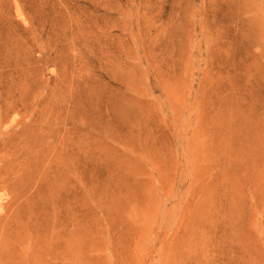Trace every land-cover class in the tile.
<instances>
[{
  "label": "rangeland",
  "instance_id": "obj_1",
  "mask_svg": "<svg viewBox=\"0 0 264 264\" xmlns=\"http://www.w3.org/2000/svg\"><path fill=\"white\" fill-rule=\"evenodd\" d=\"M0 196L11 264H264V0H0Z\"/></svg>",
  "mask_w": 264,
  "mask_h": 264
},
{
  "label": "bare ground",
  "instance_id": "obj_2",
  "mask_svg": "<svg viewBox=\"0 0 264 264\" xmlns=\"http://www.w3.org/2000/svg\"><path fill=\"white\" fill-rule=\"evenodd\" d=\"M24 187H22V189H23ZM24 195V193L21 191V195ZM5 199L4 198H2L1 196H0V212H2L4 209H5V202L6 201H4ZM7 203V202H6ZM8 206H9V204H8ZM7 208V207H6ZM23 210L24 209H21L20 211L21 212H19L17 209H16V212L18 211L19 212V214H21V216L22 217H19V216H17V214H18V212L17 213H15L14 214V216L12 215V217L9 219V223L7 222L6 224H5V226H4V228H3V231H2V238H1V240H0V247H1V249H2V252L3 251H6L5 249H7L8 251H9V253H11V256H9L10 254H8V256H4V253L2 254L4 257H3V259L4 260H6L7 259V263L8 264H11V259H13L14 257H16V256H19V254L20 253H22V252H20V253H18V250H17V245L19 244V242H21V240H22V234H23V230L22 229H26L27 228V230H25L26 232H30L31 231V227H32V221H29V219L28 218H26L25 217V215H24V213H23ZM69 214V213H68ZM72 215V214H71ZM67 218V217H66ZM65 218V219H66ZM76 218V217H75ZM1 219V218H0ZM3 219V218H2ZM72 219V218H71ZM80 219V218H79ZM34 220V219H33ZM62 221V220H61ZM65 221V220H64ZM77 221V220H76ZM68 222V221H67ZM67 222H66V224H67ZM45 223V222H44ZM72 223V222H71ZM77 223V222H76ZM81 223V222H80ZM65 224V223H64ZM78 225H80L79 223H77ZM76 224V225H77ZM43 225V224H42ZM73 225V224H72ZM45 226V225H44ZM69 226V225H68ZM79 227L80 226H78V228L77 227H75V228H77V230L79 229ZM73 229V228H72ZM41 230V229H40ZM74 230V229H73ZM73 230H72V232H73ZM43 231V230H42ZM66 231V230H65ZM70 231V230H69ZM37 232V231H36ZM76 232V231H75ZM74 232V234H76ZM10 233H14V235H13V239H12V234H10ZM45 233V232H44ZM23 235H25V234H23ZM77 235H78V233H77ZM76 235V236H77ZM79 235H81L80 233H79ZM71 236V235H70ZM70 236H68V237H70ZM72 236H75V235H72ZM71 236V237H72ZM82 236V235H81ZM77 238H78V236H77ZM80 238V237H79ZM73 239V238H72ZM72 239H70V240H68L67 239V241H65L64 243H65V248L64 249H66V251H67V254H66V256H63V254L62 255H60V256H56V254H48L50 257H49V259H51V262L53 261L55 264L57 263L58 264V261H60L62 264H78V258H77V256L80 254V249L82 248L81 246L82 245H80V246H77L74 242H73V240L75 239V237H74V239L72 240ZM81 239H82V237H81ZM15 240V241H14ZM79 240V239H78ZM10 241H12L11 242V244H13L12 246H10ZM49 241V240H48ZM64 241V240H63ZM75 241H77V239H75ZM82 241V240H81ZM9 243V244H8ZM23 243V242H22ZM61 243H63V242H61ZM79 243H80V240H79ZM24 244V243H23ZM22 244V245H23ZM25 245V244H24ZM34 248V247H33ZM32 248V249H33ZM24 249H25V247H24ZM31 249V250H32ZM41 249H43V248H41ZM60 249H62V248H60ZM27 250V249H26ZM39 249H37V251H38ZM22 251V250H21ZM41 251V250H40ZM58 251V250H57ZM57 251H55V253L57 252ZM62 251V250H61ZM65 251V250H64ZM42 252V251H41ZM47 252V251H46ZM44 256H46L45 255V253H44ZM21 257V256H20ZM59 257H61L59 260H56V259H58ZM2 258H0V260H1ZM2 259V260H3ZM16 259V258H15ZM24 259V258H23ZM2 260L0 261V262H2ZM34 261V260H33ZM29 263H30V261H29ZM53 263V264H54ZM4 264V263H3ZM6 264V263H5Z\"/></svg>",
  "mask_w": 264,
  "mask_h": 264
}]
</instances>
